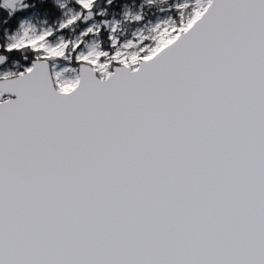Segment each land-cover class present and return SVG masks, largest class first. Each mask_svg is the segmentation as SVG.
<instances>
[{
	"label": "snow or ice",
	"instance_id": "1",
	"mask_svg": "<svg viewBox=\"0 0 264 264\" xmlns=\"http://www.w3.org/2000/svg\"><path fill=\"white\" fill-rule=\"evenodd\" d=\"M121 3L0 40V264H264V0Z\"/></svg>",
	"mask_w": 264,
	"mask_h": 264
},
{
	"label": "clouds",
	"instance_id": "2",
	"mask_svg": "<svg viewBox=\"0 0 264 264\" xmlns=\"http://www.w3.org/2000/svg\"><path fill=\"white\" fill-rule=\"evenodd\" d=\"M6 0H0V8L7 12V17L0 20V40H6V38L13 35H17L20 31V25L27 22L37 29L47 27L49 24L53 23V19H49L47 11L45 14L30 13L28 16L22 17L17 21L16 27H6L11 21V19L18 12H26L31 8L36 7V0H12V7H5ZM39 3H46V0H39ZM60 3H65L71 6V0H53L52 5L54 8L58 9ZM123 7L139 8L141 14L145 16V21L149 18L147 11L152 12V22L168 19L173 15L172 11V0H157L155 5H150L148 0H132L131 4H124ZM66 9H60L59 12L62 14ZM56 19V18H55ZM143 24L138 25V27L143 26ZM23 59L21 57H16L8 54L2 64H0V73L2 72H20L23 71Z\"/></svg>",
	"mask_w": 264,
	"mask_h": 264
},
{
	"label": "rangeland",
	"instance_id": "3",
	"mask_svg": "<svg viewBox=\"0 0 264 264\" xmlns=\"http://www.w3.org/2000/svg\"><path fill=\"white\" fill-rule=\"evenodd\" d=\"M132 0H125V1H122L121 4H117L116 5V10H115V16L114 17H111L110 18H115V19H119L122 21V31L120 33L121 35V38L122 39H127V38H131V34L135 31H137L139 28L141 27H144L148 24V22H152V12L151 11H147V15H148V19L147 21H145L144 25L143 26H140L138 27L137 24H134V23H131V22H123L124 21V18L126 15L128 14H131V15H136V14H141V10L139 8H132V7H123L124 4H131ZM137 2H139V0H137ZM157 2V0H148V3L150 5H155ZM30 13H36V14H41L43 15V13H40V12H37V11H33V12H30ZM30 13L26 14L25 16H28ZM63 13H68V9H66ZM70 14V13H69ZM113 13H110V15H112ZM174 15V13H173ZM23 16V17H25ZM145 17V16H144ZM61 18V16L58 18V19H53V23L52 24H49L47 27H50V26H55V24L57 23V21ZM47 27H44V28H47ZM44 28H41V29H44ZM78 31L77 32H71V33H67L66 36L67 38H71V39H76L78 37ZM98 43H101V40L99 39H90L87 41V46L88 47H92Z\"/></svg>",
	"mask_w": 264,
	"mask_h": 264
},
{
	"label": "trees",
	"instance_id": "4",
	"mask_svg": "<svg viewBox=\"0 0 264 264\" xmlns=\"http://www.w3.org/2000/svg\"><path fill=\"white\" fill-rule=\"evenodd\" d=\"M125 1V0H122ZM33 11H37L40 13L45 14V12L47 11V15L49 17V19H58L61 16V13H59L51 3H39V0H36V7L35 8H31L26 12H18L16 13V15L11 19L10 23L8 25H6V27H11V28H15L17 21L20 20L23 16H25L26 14L33 12ZM7 17V12L4 11L2 8H0V20H2L3 18ZM24 64H26V61H23Z\"/></svg>",
	"mask_w": 264,
	"mask_h": 264
}]
</instances>
